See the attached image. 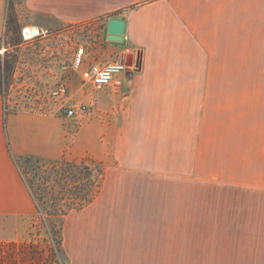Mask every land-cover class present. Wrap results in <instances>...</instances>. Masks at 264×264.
<instances>
[{
  "label": "crops",
  "instance_id": "crops-1",
  "mask_svg": "<svg viewBox=\"0 0 264 264\" xmlns=\"http://www.w3.org/2000/svg\"><path fill=\"white\" fill-rule=\"evenodd\" d=\"M24 2L56 23L99 21L106 32L109 19L125 21L122 44L105 39L84 55L82 89L94 64L131 55L133 67L94 98L88 122L10 113L0 94V236H23L37 216L17 159L80 162L89 155L80 147L102 135L101 188L63 218L67 264H126L140 251L127 221L154 219L164 185L183 189L186 264H264V0ZM146 237L144 251H157L154 233Z\"/></svg>",
  "mask_w": 264,
  "mask_h": 264
},
{
  "label": "rangeland",
  "instance_id": "rangeland-1",
  "mask_svg": "<svg viewBox=\"0 0 264 264\" xmlns=\"http://www.w3.org/2000/svg\"><path fill=\"white\" fill-rule=\"evenodd\" d=\"M0 17L3 19V29L0 34V61L2 64L8 61L11 65L6 79H0V93L7 111L51 115L71 121L72 118L67 117L65 112L58 110V102L50 95L51 90L59 82H63L69 90L71 99L69 103L88 106V109L78 117L79 122L92 120L96 110L94 98L102 96L103 93L94 92L90 88L82 89L76 72L71 69L63 72L62 67L70 68L76 51L80 47L84 49L85 54L97 55V50L105 44L104 25L99 21L56 23L51 17L29 12L24 0H0ZM8 17H12L16 24L7 23ZM34 24L41 26L43 30L39 31V35L26 39L23 28ZM108 99H100L99 106L107 108L110 105ZM99 111L96 116L102 119L103 109ZM80 149L89 151L90 156H82L79 161L89 159L99 164L92 168L96 182H99L101 168L105 167L102 135L97 136L94 143H89L88 147L81 146ZM40 164H24L22 160L18 161L23 172L37 187H41L42 184L41 172L45 171V176H50L48 171L50 166L47 163ZM164 183L161 182V187ZM164 186L161 192L165 196L160 198L159 206L153 215L154 219L127 221L129 246L136 243L135 247H138L140 251L125 254L126 264H186L183 189L182 186L180 188L172 185ZM42 208L53 215L50 222L56 230H60L58 218L67 212V206H59L57 212H54L55 210L50 206ZM128 210L139 212L143 209L139 204H131ZM55 215L58 218H55ZM40 218L39 215L35 216L28 225L27 232L19 238L0 236V264H40L46 259L54 264H67L61 252V231L54 234L46 230L41 225ZM150 233H154L153 244L157 248L154 252L144 251L146 244L151 243L146 237ZM51 244L55 246L54 252H52ZM120 256L121 254H112L111 262L119 260Z\"/></svg>",
  "mask_w": 264,
  "mask_h": 264
},
{
  "label": "trees",
  "instance_id": "trees-1",
  "mask_svg": "<svg viewBox=\"0 0 264 264\" xmlns=\"http://www.w3.org/2000/svg\"><path fill=\"white\" fill-rule=\"evenodd\" d=\"M11 18L12 17L7 18V23L16 24ZM10 68L11 65L8 61H4L3 64L0 61V79H6ZM20 160H22L24 164H46L35 158H20L17 159V165ZM47 164L50 166V169L48 170L50 176H45V171L41 172L40 181L42 180V184L41 187L38 186L39 188L32 184L31 180L26 176V173L23 172L20 165H18V167L35 200L37 215L41 217V225L45 227L46 230L57 234L61 231L64 216L71 210H79L85 207L99 192L104 179V171L103 168H101L100 181L96 182L92 168L99 166V164L93 160L88 159L80 162L61 160ZM48 185L51 186L48 187ZM44 206H50L55 210H53L54 212L59 211V209H57L59 206H67L68 210L64 215L59 218L56 215L54 216L60 220L58 224L60 230H56V227L52 226L50 219L53 215L50 214L47 209H43L42 207Z\"/></svg>",
  "mask_w": 264,
  "mask_h": 264
},
{
  "label": "built area",
  "instance_id": "built-area-1",
  "mask_svg": "<svg viewBox=\"0 0 264 264\" xmlns=\"http://www.w3.org/2000/svg\"><path fill=\"white\" fill-rule=\"evenodd\" d=\"M85 51L82 47L78 48L74 59L71 63L70 68L67 66L62 67V71L65 72L68 69L77 72L83 62V57ZM110 65H118L119 70H113ZM128 68L123 62H110V63H97L92 65L87 71L83 72L81 75L82 83L85 86L90 87L95 92H101L107 88L113 81L114 77L119 73L126 72ZM51 97L58 102V110L65 112L66 116L69 118L81 116L87 109L86 105H76L69 103L70 96L68 88L63 82H59L50 92ZM52 252L55 249L54 244H51ZM56 259L55 257H53ZM40 264H54L51 260H45Z\"/></svg>",
  "mask_w": 264,
  "mask_h": 264
},
{
  "label": "water",
  "instance_id": "water-1",
  "mask_svg": "<svg viewBox=\"0 0 264 264\" xmlns=\"http://www.w3.org/2000/svg\"><path fill=\"white\" fill-rule=\"evenodd\" d=\"M124 35H125V21L123 19H117V18L109 19L106 29V37H105L106 41L108 43H113V44H122L124 41ZM124 64L128 69H131L133 67L131 55L125 56ZM135 68L136 69L138 68L137 64H135ZM128 74H131V72H128Z\"/></svg>",
  "mask_w": 264,
  "mask_h": 264
},
{
  "label": "bare ground",
  "instance_id": "bare-ground-1",
  "mask_svg": "<svg viewBox=\"0 0 264 264\" xmlns=\"http://www.w3.org/2000/svg\"><path fill=\"white\" fill-rule=\"evenodd\" d=\"M35 34H36L35 31L26 30V31H24V34H23V35H24L26 38H31V37H33Z\"/></svg>",
  "mask_w": 264,
  "mask_h": 264
},
{
  "label": "clouds",
  "instance_id": "clouds-1",
  "mask_svg": "<svg viewBox=\"0 0 264 264\" xmlns=\"http://www.w3.org/2000/svg\"><path fill=\"white\" fill-rule=\"evenodd\" d=\"M110 68H112L113 70L118 71L119 70V66L118 65H110Z\"/></svg>",
  "mask_w": 264,
  "mask_h": 264
}]
</instances>
